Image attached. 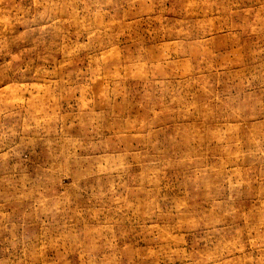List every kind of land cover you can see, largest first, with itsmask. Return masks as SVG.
<instances>
[{
  "label": "rangeland",
  "instance_id": "rangeland-1",
  "mask_svg": "<svg viewBox=\"0 0 264 264\" xmlns=\"http://www.w3.org/2000/svg\"><path fill=\"white\" fill-rule=\"evenodd\" d=\"M0 264H264V0H0Z\"/></svg>",
  "mask_w": 264,
  "mask_h": 264
}]
</instances>
